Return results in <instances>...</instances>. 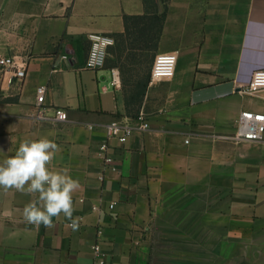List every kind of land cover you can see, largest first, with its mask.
<instances>
[{
    "label": "crops",
    "instance_id": "crops-1",
    "mask_svg": "<svg viewBox=\"0 0 264 264\" xmlns=\"http://www.w3.org/2000/svg\"><path fill=\"white\" fill-rule=\"evenodd\" d=\"M158 2L167 18L157 51H178L176 73L149 82L141 111L150 127L114 139L105 168L107 126L126 116L125 90L152 67L125 77L136 53L116 88L109 60L86 66L88 36L124 31L126 14L146 12L144 0H0V56L28 64L22 81L3 74L15 100L0 102V160L24 139L54 140L53 165L79 179L73 216L83 219L78 230L63 215L51 229L27 224L23 208L36 197L0 188V264H89L97 242L107 264H155L158 255L170 264H264V137L224 138L243 111L264 112V92H241L264 68V0ZM41 85L49 115L63 107L67 121L36 116Z\"/></svg>",
    "mask_w": 264,
    "mask_h": 264
},
{
    "label": "built area",
    "instance_id": "built-area-1",
    "mask_svg": "<svg viewBox=\"0 0 264 264\" xmlns=\"http://www.w3.org/2000/svg\"><path fill=\"white\" fill-rule=\"evenodd\" d=\"M90 40V48L87 55L86 66L92 69H102L106 66L110 56V49L116 44L113 35L93 32L88 36ZM68 54H63V58L68 59ZM178 51L160 52L157 54L151 69L150 83L154 81L171 79L176 73L178 64ZM0 68L4 72L5 80L9 75L8 82L12 83L14 79L22 81L27 76L28 64L26 60L18 56H0ZM57 70V69H55ZM111 83L114 87L122 86V76L119 67L111 68ZM47 86L41 85L37 88V114L40 119L52 118L56 121H67L68 111L63 107L54 109V114L49 115L48 107L44 104ZM241 92L257 96L264 92V68L257 69L251 78V81L241 89ZM150 127L149 121L146 119L143 111L136 118L125 116L122 119H116L108 124L107 134L100 145L99 154L104 167H109L113 161L110 153V147L114 139L120 143H126L127 140L136 132L137 129L146 130ZM264 137V112L243 111L238 119V127L232 134L224 136V138L236 143L249 141H261ZM189 142V140H187ZM104 179L105 176L101 175ZM116 202L111 203V208ZM94 210H99L97 205L93 206ZM82 217L80 221H82ZM94 252V262L89 264H107L108 254L103 250L100 243L92 245Z\"/></svg>",
    "mask_w": 264,
    "mask_h": 264
},
{
    "label": "clouds",
    "instance_id": "clouds-1",
    "mask_svg": "<svg viewBox=\"0 0 264 264\" xmlns=\"http://www.w3.org/2000/svg\"><path fill=\"white\" fill-rule=\"evenodd\" d=\"M60 146L48 137L24 139L14 155L0 160V188L36 197L23 208L27 224L51 229L54 217L63 215L72 230H78L73 195L81 187L79 179L53 165Z\"/></svg>",
    "mask_w": 264,
    "mask_h": 264
},
{
    "label": "trees",
    "instance_id": "trees-1",
    "mask_svg": "<svg viewBox=\"0 0 264 264\" xmlns=\"http://www.w3.org/2000/svg\"><path fill=\"white\" fill-rule=\"evenodd\" d=\"M146 12L143 14H126L124 16L125 30L116 32L113 36L116 44L111 47L110 53L113 55L109 59L111 66H118L123 74L124 68L130 67L134 62L135 50L157 51L160 38L167 18V8L160 11L158 0H144ZM141 66V62H139ZM139 66V70H142ZM151 72L149 71L143 79L136 82V86L125 91L127 107L126 116L136 118L139 116L141 106L147 93ZM3 94V92H2ZM15 98L4 97L3 101H14Z\"/></svg>",
    "mask_w": 264,
    "mask_h": 264
},
{
    "label": "rangeland",
    "instance_id": "rangeland-1",
    "mask_svg": "<svg viewBox=\"0 0 264 264\" xmlns=\"http://www.w3.org/2000/svg\"><path fill=\"white\" fill-rule=\"evenodd\" d=\"M135 51L137 53L135 56V61H140L142 64H141V66L138 63L134 64L135 69H133L132 71H129L128 73L125 74V77H128V79L132 77L134 81L136 79H138L137 77H141V76L145 75L142 70H139V66L144 68L147 71L149 68L152 67V64L154 61L153 54L156 52V55H157V53H158V51L154 52L152 50H139L138 49ZM109 59H112V55L109 56L108 60ZM120 71H121V69H120ZM3 73L4 72L0 68V102H3L4 97H6L4 94ZM121 76H122V82L124 83V80H123L124 75L122 74V72H121ZM126 90H131V89L128 88ZM2 92H3V94H2ZM159 251L161 252V250H159ZM169 260H171V259L169 258ZM155 262H156L155 264H170V263H168V258L164 257L163 255H158L155 259Z\"/></svg>",
    "mask_w": 264,
    "mask_h": 264
}]
</instances>
